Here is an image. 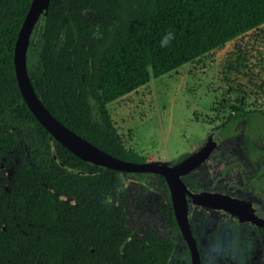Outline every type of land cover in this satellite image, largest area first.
I'll use <instances>...</instances> for the list:
<instances>
[{
  "label": "trees",
  "instance_id": "trees-1",
  "mask_svg": "<svg viewBox=\"0 0 264 264\" xmlns=\"http://www.w3.org/2000/svg\"><path fill=\"white\" fill-rule=\"evenodd\" d=\"M31 3L0 0V264H185L169 238L172 203L167 229L150 220L138 234L130 224L126 178L147 173L88 162L28 105L15 45ZM262 24L264 0H51L31 35L28 71L56 117L140 161L108 104ZM168 31L175 39L161 47Z\"/></svg>",
  "mask_w": 264,
  "mask_h": 264
},
{
  "label": "rangeland",
  "instance_id": "rangeland-1",
  "mask_svg": "<svg viewBox=\"0 0 264 264\" xmlns=\"http://www.w3.org/2000/svg\"><path fill=\"white\" fill-rule=\"evenodd\" d=\"M239 108L264 112V24L160 77L152 75L147 84L108 104L127 150L162 163L198 151L213 131V138L230 140L226 134L233 131L223 124ZM239 129L243 133L244 128ZM251 129L264 133L262 113H256ZM240 139L234 145L239 151ZM215 153L194 171L205 177V189L226 192V183L214 176L226 168L228 155L215 157ZM184 178L195 186L191 177ZM232 242L242 264H253L245 240L233 236ZM230 253L218 250V257ZM258 264H264V257Z\"/></svg>",
  "mask_w": 264,
  "mask_h": 264
},
{
  "label": "flooded vegetation",
  "instance_id": "flooded-vegetation-1",
  "mask_svg": "<svg viewBox=\"0 0 264 264\" xmlns=\"http://www.w3.org/2000/svg\"><path fill=\"white\" fill-rule=\"evenodd\" d=\"M239 111L246 115L236 117ZM257 112L262 113L264 119V112L260 109L233 110L226 121L228 124H223V127L229 128L227 131L230 129L233 131H231L232 134H226L225 139L230 140L223 142L220 135L214 138L218 145L207 157V159L210 158L215 152V157H218V153L223 156L228 155L226 168L219 175L214 176L215 180L226 183L228 187V191L224 192L229 195L228 208L195 203L190 197V227L200 251L202 264H242L241 253H236L239 249L233 248V236L245 240L246 249L250 250L249 259L253 261V264H258L264 257V133L251 129ZM233 119L234 121H231ZM239 128H244L243 133ZM214 132L210 134L213 137ZM239 139L242 144L240 151L234 147ZM209 141L204 142L199 150H206ZM198 151L185 153L173 159L171 163L167 162L181 171L183 180L194 192L208 190L204 185L205 177L198 176L194 171L200 163L190 159V156ZM219 160L225 159L217 161ZM143 173H147V179L143 181L134 177L126 178L130 190L127 201L130 209V224L138 234L147 231V222L150 220L161 224L163 229H167L166 215L170 211V204L173 205L168 180L163 179L160 173ZM184 176L191 177L195 186H191ZM175 216L177 223L174 222L169 238L175 245L178 258L185 264H192L191 246L184 235L176 212ZM213 237H216V240ZM218 250H231L232 254L220 259Z\"/></svg>",
  "mask_w": 264,
  "mask_h": 264
},
{
  "label": "water",
  "instance_id": "water-1",
  "mask_svg": "<svg viewBox=\"0 0 264 264\" xmlns=\"http://www.w3.org/2000/svg\"><path fill=\"white\" fill-rule=\"evenodd\" d=\"M51 0H32L29 11L19 31L15 45V66L17 78L24 98L31 110L48 130L72 152L91 163H97L123 171L156 172L169 182L173 206L185 237L192 249V264H202L200 251L192 233L189 220L190 197L195 203L212 207L228 208L229 195L220 191H192L182 178L181 171L168 163L155 161H135L118 157L94 144L56 117L44 104L36 91L28 71V50L32 32L39 20L48 12ZM210 137L207 149H201L190 156L198 163L204 161L217 146Z\"/></svg>",
  "mask_w": 264,
  "mask_h": 264
},
{
  "label": "clouds",
  "instance_id": "clouds-1",
  "mask_svg": "<svg viewBox=\"0 0 264 264\" xmlns=\"http://www.w3.org/2000/svg\"><path fill=\"white\" fill-rule=\"evenodd\" d=\"M93 36L97 39L101 38V33L99 32L98 26L97 30L93 33ZM175 39V33L172 31L166 32V34L160 40L161 47H168L171 44V41Z\"/></svg>",
  "mask_w": 264,
  "mask_h": 264
}]
</instances>
